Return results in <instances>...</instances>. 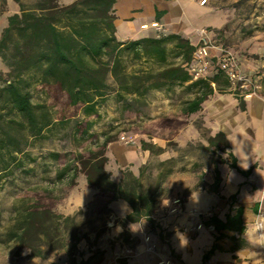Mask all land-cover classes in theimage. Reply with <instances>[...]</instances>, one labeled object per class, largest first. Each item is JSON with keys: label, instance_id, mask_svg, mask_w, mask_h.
<instances>
[{"label": "trees", "instance_id": "trees-1", "mask_svg": "<svg viewBox=\"0 0 264 264\" xmlns=\"http://www.w3.org/2000/svg\"><path fill=\"white\" fill-rule=\"evenodd\" d=\"M15 1L19 11L7 16L6 25L0 32V60L7 69L5 75L0 70V155L5 149L14 157L9 147L19 146L20 133L12 134L9 131L12 125L17 129L27 127L34 134H39L52 123L47 110H36L42 106L32 103L26 79L37 81L46 89L54 87L67 105L73 109L80 106L86 114H96L97 101L104 97L108 88L109 73L117 79L119 89L137 94H144L150 88L185 82L187 88L194 90L193 96L180 108L183 115L199 110L203 100L215 88L219 91L224 89L219 84L214 88L207 78L192 77L185 64L190 62L196 45L179 33L117 40L114 34L116 0H73L68 4H61L60 0ZM123 50L132 51L136 58L150 57L161 63L168 60L169 53L176 51L184 64L168 62L154 73H131L127 76L121 73L120 56ZM215 70L212 82H216L222 74L217 68ZM243 98H239L241 107ZM13 111L21 116V120L5 119V114ZM162 120L168 123V127L177 125L169 118ZM74 127L75 131L84 132L90 123L81 120ZM109 141L110 138H105L96 148L75 154L71 162L57 172L56 178L62 179L70 172L69 184L72 185L78 173L83 174L86 186L95 191L92 201L97 212L106 209L112 201L121 199L130 207L121 220L122 224L144 218L150 229H155L157 225L152 215L159 206L156 192L160 183L155 187L146 185L141 178L142 173L135 174L130 167L123 168L119 178L114 179L106 168ZM220 141L227 145L221 131L208 137V146H218ZM140 147L150 152L163 151L161 146L145 139L140 140ZM231 165L235 166L233 162ZM214 173L212 188L215 189L219 181L216 164ZM234 198V195L230 197L231 200ZM241 216L242 208L238 207L233 213L227 212L224 220L216 216L209 218L207 223L219 234L203 253L202 264H207L215 250H224L217 242L224 236L222 229L238 233V236H230L233 243L228 251H234L246 243L241 236L245 229ZM159 236L162 238L161 232ZM120 237L124 243H128L130 233L124 230ZM82 239L90 242L87 234L80 232L74 215L55 212L50 204L37 198L18 210L0 234V242L13 241L16 244V258H45L49 252L64 250L67 264H91L95 255H99L98 261L101 260L104 251L99 249L84 257L83 251L78 250V243ZM118 261L125 264L122 258Z\"/></svg>", "mask_w": 264, "mask_h": 264}, {"label": "rangeland", "instance_id": "rangeland-1", "mask_svg": "<svg viewBox=\"0 0 264 264\" xmlns=\"http://www.w3.org/2000/svg\"><path fill=\"white\" fill-rule=\"evenodd\" d=\"M21 1L30 3L34 0ZM72 1L61 0L60 3L68 4ZM205 4L221 18L220 24L201 28L205 30L203 36L207 40L211 56L205 78L212 82L216 60L221 55V49L227 48L242 73L251 78L253 75H261L260 82L257 81L260 87L256 93L264 94V0H206ZM18 11L19 6L15 0H0V32L4 27L2 22L5 16ZM148 15L149 12L144 10L138 16L139 21L141 17L144 19ZM161 34L162 32H158V35ZM149 36H154V33ZM203 36L199 30L196 31L193 44H203ZM176 54V51L169 53L168 60L161 63L150 57L136 58L132 51L123 50L120 56L121 73L127 76L131 73H154L168 62L182 63L181 56ZM0 70L4 75L7 72L1 60ZM26 80L32 103L42 106L36 110H47L52 123L39 134H34L27 127L17 129L12 125L9 128L12 134L20 133V143L18 148L9 147L14 157L5 149H2L0 155V234L10 224L16 212L36 198L50 204L55 212L74 215L82 233L104 235L111 232L112 225L120 228L117 234L112 235L113 238L120 237L124 230L130 233L132 225L129 226L128 222L126 225L122 224L123 217L115 218L116 209L110 203L101 212L95 210V203L92 201L95 191L86 186L83 174L78 173L72 185L69 184L70 172L62 179L56 178L57 172L71 162L75 154L96 148L105 138H110L106 147V154L109 156L106 168L113 178L118 179L123 168L130 167L135 174L142 173L141 178L146 185L155 187L160 183L156 192L159 204L171 195L172 186L200 184V172L212 160L219 161L224 156L223 152H226L223 144L219 148H211L202 143L207 141L208 129L202 123L204 117L209 119L208 111L201 108L193 115H183L180 112L181 104L193 96L194 89L186 86L163 85L150 88L144 94H137L119 89L117 79L109 73L108 88L104 97L97 101L96 114H86L80 106L73 109L67 105L63 97L57 95L54 87L46 89L37 81ZM218 84L224 88L223 91L215 88ZM211 85L215 88L214 93L205 104L214 98L227 97L230 93L241 96L222 74ZM163 118L176 121L177 125L168 127ZM5 119L21 120V116L13 111L6 113ZM81 120H87L90 127L87 131L77 132L74 126ZM189 128H197L199 135L184 144L185 139L191 136ZM122 135L125 136L124 139H121ZM141 139L161 146L163 151L157 153L140 146L135 148V145H140ZM115 206L122 210L124 203L121 201L115 203ZM144 224L148 225V222L143 219L135 223L146 228ZM153 230L157 232L156 229ZM150 231L152 229H147V232ZM148 237L147 234L142 236L146 242ZM136 241V237H133L129 238L128 243L122 242L132 247ZM90 243L91 241L88 243L82 239L78 243V250L83 251L84 255H87L89 248L96 252L98 247L92 248ZM110 243L113 248L115 239H111ZM15 248L13 241L0 242V264L24 263V259L28 257L16 258ZM61 252L65 251H52L47 257ZM98 256L95 255L92 261H98ZM111 258L119 260L122 257L113 253Z\"/></svg>", "mask_w": 264, "mask_h": 264}, {"label": "crops", "instance_id": "crops-1", "mask_svg": "<svg viewBox=\"0 0 264 264\" xmlns=\"http://www.w3.org/2000/svg\"><path fill=\"white\" fill-rule=\"evenodd\" d=\"M199 1L116 0L115 37L119 41H125L152 33L158 36V32L179 33L193 44L196 31L203 26L218 25L221 21L217 13L210 11L209 5L200 4ZM144 10L149 15L144 19L141 17L139 21L138 16ZM6 18L7 16L2 22L3 26L6 25ZM153 22L157 26H152ZM253 79L260 82L261 75H253ZM185 85V82L180 84L181 87ZM213 93L214 90L211 94ZM211 94L201 103V108L208 111L209 118L204 117L202 123L208 129L207 141L202 143L208 146V137L221 131L227 145L220 141L218 146L208 147L219 148L223 144L226 146L224 156L219 161L212 160L200 172V184L172 186L171 195L162 200L152 215L157 232L153 229L147 232L149 223L144 224L146 228H143L135 225L139 221L128 222L129 226L132 225L130 238L136 237L137 240L132 247L126 246L121 237H112L120 230L117 226L112 225L111 232L104 235L87 233L91 247L97 246L104 251L102 259L91 264H120L116 258H111L113 253L121 256L125 264H202L203 253L219 234L207 221L212 216L224 220L227 212L233 213L238 207L242 208L241 217L245 229L241 236L246 243L234 251H228L233 243L230 236H238V233L222 229L224 236L217 242L224 250H215L207 264H264V94L255 93L244 97L243 107L239 103L240 97L231 93L205 104ZM189 129L191 136L185 139L184 144L199 135L197 128ZM138 146L140 145H135V148ZM232 162L235 166L231 165ZM215 164L219 171V181L214 189L212 184L215 180ZM232 195L235 196L233 200L230 199ZM121 201L124 208L118 210L115 203ZM110 206L116 209L115 218L124 217L130 211L129 205L121 199L112 201ZM259 222L262 223L261 229H258ZM143 234L149 236L148 242L143 240ZM111 239H115L113 248ZM87 252L85 258L92 253L91 248ZM21 264H67V255L61 252L46 258L34 256L25 258Z\"/></svg>", "mask_w": 264, "mask_h": 264}, {"label": "built area", "instance_id": "built-area-1", "mask_svg": "<svg viewBox=\"0 0 264 264\" xmlns=\"http://www.w3.org/2000/svg\"><path fill=\"white\" fill-rule=\"evenodd\" d=\"M206 0H200V4H205ZM152 26H157L156 22L151 23ZM200 34L203 36L205 34L204 29L199 30ZM203 38V44L197 45L193 51L192 58L187 64V69L190 71L192 77L195 78H205L208 74V68L210 66V54L209 46L207 45V40ZM221 55L216 60V68L222 72L227 81L231 84L234 90L243 97H248L256 93V90L260 87V84L242 73L232 55V53L227 48L221 49ZM213 84V82H211ZM125 136H121L124 139ZM262 228V223H258V229Z\"/></svg>", "mask_w": 264, "mask_h": 264}]
</instances>
